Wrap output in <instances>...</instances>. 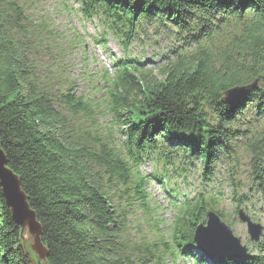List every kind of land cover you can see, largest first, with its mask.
Returning a JSON list of instances; mask_svg holds the SVG:
<instances>
[{
  "label": "trees",
  "instance_id": "16d2710c",
  "mask_svg": "<svg viewBox=\"0 0 264 264\" xmlns=\"http://www.w3.org/2000/svg\"><path fill=\"white\" fill-rule=\"evenodd\" d=\"M75 1L84 17L101 18L98 42L110 38L122 57L112 60V74H85L98 100L62 77L69 43L54 20L32 0H0V147L41 228L45 264H175L182 257L264 264V235L252 245L258 256L240 261H207L195 252L194 229L208 212L226 222L220 190L203 187L173 203L168 226L155 220L157 206L146 202L139 174L128 182L130 169L98 120L101 105L132 160L143 151L156 158L182 152L204 182H212L219 160L229 156L231 172L244 161L254 184L250 201L264 189V0ZM152 58L160 60L150 64ZM254 82L232 104L223 102L227 92ZM104 87L114 94L105 98ZM203 130L204 143L196 138ZM138 181L140 197L132 198ZM0 264H31L1 186Z\"/></svg>",
  "mask_w": 264,
  "mask_h": 264
},
{
  "label": "rangeland",
  "instance_id": "374dc122",
  "mask_svg": "<svg viewBox=\"0 0 264 264\" xmlns=\"http://www.w3.org/2000/svg\"><path fill=\"white\" fill-rule=\"evenodd\" d=\"M65 5L68 10L72 6V2L68 1ZM60 7V3H50L38 7L37 12L40 15L57 14L60 13ZM69 19V16L64 17L63 22L66 23ZM98 24L99 23L97 21L90 23L85 20L75 19V21L72 22V29L76 31V38L73 42L69 43L70 47H66L68 50V52H66L67 62L71 64L72 76L80 84V87H83V93H88L90 96H94L95 100L99 99V94L95 91L91 92L90 88L86 87L88 82L86 81L87 79L85 74L102 75L104 73L105 65L108 62L105 59L106 57L102 47L94 41V39L101 34L100 29L98 32L94 28L95 25L98 27ZM77 42H80V44H77ZM173 46L174 43L171 47L162 51H166ZM108 47L112 51H118V46L114 44L110 38L108 39ZM132 52L137 53L134 49ZM51 69L54 70V62H52ZM254 86L255 82L253 85L248 87V90L250 87L254 89ZM98 120L102 123V126H104L105 129L109 128L110 125L108 118H104L102 115H99ZM223 161L224 160L218 163L216 175L211 185H201L202 177L197 163L187 167V175L180 173V166L177 164L178 168L175 171L176 174L171 176V182L172 184H176L178 188L181 187V189L187 190L189 197H191L193 192L197 193L198 191H201L203 187L207 189L209 187H213L214 189L222 191L224 198L221 203V208L222 213L227 217L226 220L229 223V227L235 236L240 237L241 244L247 247L248 252H254V249L252 248L253 244L249 241V235L246 233V226L241 224L237 220L236 216L233 217V211L235 206L238 204L235 200H240L241 203L245 204L248 209V214L252 217V220L260 222L264 225V205L262 204L264 189L262 187L257 188V193L250 198L249 201V193L254 187L253 183L250 185V181L247 176L249 168L246 169L243 161V167L240 166L234 168L233 166L234 169L231 172V170L228 169L229 160L226 162L227 164L225 166L222 164ZM175 168L176 166L174 169ZM140 170L147 175L149 179V175H153L157 171H160L161 167L152 161L144 160L140 165ZM170 174V172L167 173V175ZM229 176L234 177L233 185L232 182L228 180ZM150 181L151 183L149 184L148 194L151 197L149 203L152 207L157 205L153 212V218L155 220L161 219L164 222L168 221L169 217H171V210L167 203V199H165V196L161 193V191H159V187L155 185L156 182L151 179ZM178 201H181V199L179 198ZM22 238H25V240H22V246L26 255H28V258L32 261L31 264H45L44 260H39L35 251L32 250L33 242L29 235L22 234Z\"/></svg>",
  "mask_w": 264,
  "mask_h": 264
},
{
  "label": "water",
  "instance_id": "95a60500",
  "mask_svg": "<svg viewBox=\"0 0 264 264\" xmlns=\"http://www.w3.org/2000/svg\"><path fill=\"white\" fill-rule=\"evenodd\" d=\"M243 89H235L227 92L226 98L236 97V93L242 95ZM6 157L0 147V186L3 197L10 211L13 221L20 227L21 235H29L33 242L32 250L39 260H45L46 249L40 242L41 228L36 221L35 214L27 204V198L23 194L18 178L7 168ZM209 220L206 227L199 226L195 231L194 242L204 255L213 259L222 260L226 257L240 260L246 257V249L240 245V240L234 238L226 226L212 214H208ZM240 219L245 223L250 241L257 243L262 234V229L252 224L247 217L240 213ZM25 240V238H22ZM28 258V255H26ZM29 262L32 263L30 258Z\"/></svg>",
  "mask_w": 264,
  "mask_h": 264
},
{
  "label": "bare ground",
  "instance_id": "6f19581e",
  "mask_svg": "<svg viewBox=\"0 0 264 264\" xmlns=\"http://www.w3.org/2000/svg\"><path fill=\"white\" fill-rule=\"evenodd\" d=\"M201 12V11H200ZM205 12V11H204ZM214 13H215V11H214ZM152 36V35H151ZM211 51L213 52V53H215L217 56H221L220 55V49H219V47L217 46V45H213V47L211 48ZM161 57H163V56H161ZM158 58V57H157ZM156 59V58H155ZM155 59H153V61H155ZM137 61H138V59H136ZM139 62V61H138ZM223 62H225V60H223ZM141 64V63H140ZM143 65V64H142ZM87 79V78H86ZM88 83H89V80L87 79L86 80ZM107 91V89H106V87H104L103 89H102V92H103V95H104V97L106 98V97H109L110 95H113L114 93H107L106 92ZM238 93H236V97H238ZM233 101H234V98L233 97H230V98H224L223 99V102L224 103H227V104H232L233 103ZM84 118L85 117H83V118H80L79 120H77V121H75V120H73L72 122H70L71 124H69V125H67V127L69 126V127H75V126H77V125H79L83 120H84ZM207 122H208V120L206 119L205 120V123L207 124ZM217 123H220V120L218 119V120H216V123L215 124H213L212 125V127H215V125L217 124ZM140 123H138V125H139ZM230 125V123H228V122H226L225 123V125ZM158 125V122L156 121V122H154V124L152 123V122H149V125L148 126H146L147 127V131L145 132H142L141 134H145V133H147L148 131H150V133H151V131H153V128L155 127V126H157ZM146 127H143V128H146ZM231 129H232V131L234 132V130H235V125L234 124H231ZM161 135H162V137H165V135H166V133H165V131H163V130H161ZM205 134H207V132L206 131H200L199 132V134L198 135H196V138L198 139V141L199 142H201V141H203V143H204V139H205ZM141 138V136L139 135V133H137L135 136H134V138L132 139V145L133 144H137L138 143V141H139V139ZM206 142V141H205ZM203 143H199V145H202ZM192 145V144H191ZM132 150H133V148H132ZM180 157L182 158V162H180V164H179V166H180V173H182V174H185V175H187V167H188V161H187V158H184V155H183V153L181 152L180 154ZM229 160V156L227 157V158H224V161L222 162V164H223V166H225L227 163V161ZM8 170H9V168L8 167H6ZM9 171H11V170H9ZM12 172V171H11ZM167 183H169L168 181H167ZM165 191H167L168 192V194H167V196L169 197V198H171V199H173L174 201H176V200H179V192H176V191H174L173 189H170V188H168V189H166ZM196 195V193L195 192H193L192 194H191V197H190V200L194 197ZM229 259H232V257H227L226 258V260H229Z\"/></svg>",
  "mask_w": 264,
  "mask_h": 264
}]
</instances>
